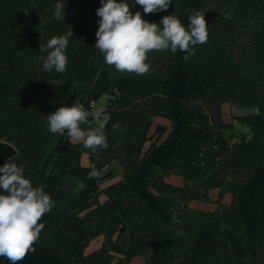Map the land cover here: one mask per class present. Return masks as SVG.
Instances as JSON below:
<instances>
[{"label": "trees", "instance_id": "16d2710c", "mask_svg": "<svg viewBox=\"0 0 264 264\" xmlns=\"http://www.w3.org/2000/svg\"><path fill=\"white\" fill-rule=\"evenodd\" d=\"M57 2L0 0V141L17 149L8 162L55 202L35 251L19 264H130L136 256L146 264H264V0H172L147 15L131 7L154 23L174 14L186 28L196 10L222 13L187 61L180 51H153L143 76L116 71L95 48L100 0H60L65 20L52 18ZM71 30L67 70L43 71L40 44ZM53 82L79 87L53 90ZM103 97L108 147L93 153L65 132L50 150L58 134L48 131L46 116L75 101L93 110ZM224 104L258 107L239 118L254 130L251 139L227 136ZM157 117L170 130L158 124L145 150ZM114 163L122 176L101 188L115 179V170H104ZM174 173L185 185L166 182ZM213 190L218 204L231 194V205L213 213L188 207ZM100 236L101 247L87 254ZM0 264L9 261L0 257Z\"/></svg>", "mask_w": 264, "mask_h": 264}, {"label": "clouds", "instance_id": "9594fccd", "mask_svg": "<svg viewBox=\"0 0 264 264\" xmlns=\"http://www.w3.org/2000/svg\"><path fill=\"white\" fill-rule=\"evenodd\" d=\"M100 3L96 10L100 19L95 48L105 64L120 73L148 74L151 70L148 55L153 51H180L187 61L195 54V46L207 43L208 24L205 13L199 10L189 15L186 28L174 14L165 15L159 23H154L145 20L140 11L133 14L130 10L138 4L144 15L164 12L172 0H133L132 4L127 0H100ZM54 9L52 18L65 20V3L58 0ZM72 36L71 30L40 44L43 71L62 74L67 70L66 49ZM100 115V110H88L83 103L75 101L70 107L60 106L48 114L47 128L52 134L66 132L69 140L95 153L99 148L108 147L104 131L107 121L96 123ZM90 120L96 126H92ZM119 127V122L113 124L114 130ZM97 175L95 170L89 174L90 178ZM54 207L55 202L44 186L34 187L22 167L8 161L0 166V257L6 258L9 264H19L29 252H34L45 226L42 217ZM173 220L179 223L175 213Z\"/></svg>", "mask_w": 264, "mask_h": 264}, {"label": "rangeland", "instance_id": "374dc122", "mask_svg": "<svg viewBox=\"0 0 264 264\" xmlns=\"http://www.w3.org/2000/svg\"><path fill=\"white\" fill-rule=\"evenodd\" d=\"M77 87H79V84L74 83V82H53L49 86L50 89L59 90V91L74 90ZM95 108L97 110H100V111L106 110V108H108L107 97H103V98H101V100L99 102H96ZM222 110H223L222 111L223 120L227 123L232 124V127L225 131V133L227 134L228 137H230V139H232L234 141H239L243 137H245L247 140L252 138L254 130L252 129V127L250 125L240 121L239 118L242 116H248V115L258 113L259 112L258 107L251 106V105L224 104L222 106ZM106 119H107V116L105 114H101L98 122L103 123L104 121H106ZM153 121H154V125L150 131V136H152L151 138H153V139H152V141H150L146 144V146L144 148L145 150L148 149V147L150 146V144L152 142L157 140V137H156V135H154V132H155V128L158 124H163V125L167 126L168 130H170L169 128L171 127L170 121L165 119V118L157 117V118H154ZM60 138H61V143H62L63 140L65 139V134L64 135H61V134L57 135L56 140L53 142L54 144L51 145L50 150H52L56 146V144L60 143ZM165 138H166V136L163 137L161 139V141H163ZM82 162H83V165H85V166L90 164L89 163V157L87 154H83ZM109 169L115 170L117 172V175H116L114 180L110 181V183L103 184L101 186V188H104V187L108 186L109 184L118 181L117 178H120L122 176L121 167L119 165H117L116 163L112 164L111 166L107 167L104 170L106 171ZM165 180L167 183L174 184L175 186L185 185L183 177L179 174L174 173V174L168 175V176H166ZM218 196H219V191L213 190L210 193L209 200H206V201L205 200L204 201L203 200H194V201H191L189 203L188 207L194 211H203L206 213H213L214 211H216L221 206V204L222 205H228V206L231 205L230 204L232 201V195L231 194H226L224 196L221 204L217 203ZM104 199L105 198L103 197L102 201H104ZM104 239L105 238L103 236H100V237L96 238L95 240H93L91 242L89 248L87 249L86 253L87 254L91 253V252L95 251L96 249L100 248L102 243L104 242ZM130 264H146L145 258L142 256H136L132 259Z\"/></svg>", "mask_w": 264, "mask_h": 264}, {"label": "water", "instance_id": "95a60500", "mask_svg": "<svg viewBox=\"0 0 264 264\" xmlns=\"http://www.w3.org/2000/svg\"><path fill=\"white\" fill-rule=\"evenodd\" d=\"M222 13L215 7L210 6L205 11V20L208 24V27L215 24L219 18H221ZM17 149L14 145L8 143L7 141H0V166H3L4 163L10 159L16 157Z\"/></svg>", "mask_w": 264, "mask_h": 264}, {"label": "crops", "instance_id": "0c3cea01", "mask_svg": "<svg viewBox=\"0 0 264 264\" xmlns=\"http://www.w3.org/2000/svg\"><path fill=\"white\" fill-rule=\"evenodd\" d=\"M83 163V162H82ZM89 165V164H88Z\"/></svg>", "mask_w": 264, "mask_h": 264}]
</instances>
